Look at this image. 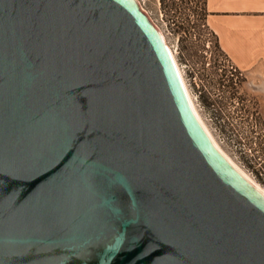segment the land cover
Listing matches in <instances>:
<instances>
[{"label":"water","instance_id":"95a60500","mask_svg":"<svg viewBox=\"0 0 264 264\" xmlns=\"http://www.w3.org/2000/svg\"><path fill=\"white\" fill-rule=\"evenodd\" d=\"M0 264H264V196L136 0H0Z\"/></svg>","mask_w":264,"mask_h":264},{"label":"rangeland","instance_id":"374dc122","mask_svg":"<svg viewBox=\"0 0 264 264\" xmlns=\"http://www.w3.org/2000/svg\"><path fill=\"white\" fill-rule=\"evenodd\" d=\"M170 47L201 120L223 153L264 191V125L244 79L234 85L227 57L203 27L204 0H138ZM163 39V40H164Z\"/></svg>","mask_w":264,"mask_h":264},{"label":"crops","instance_id":"0c3cea01","mask_svg":"<svg viewBox=\"0 0 264 264\" xmlns=\"http://www.w3.org/2000/svg\"><path fill=\"white\" fill-rule=\"evenodd\" d=\"M221 51L243 73L264 125V0H204Z\"/></svg>","mask_w":264,"mask_h":264},{"label":"bare ground","instance_id":"6f19581e","mask_svg":"<svg viewBox=\"0 0 264 264\" xmlns=\"http://www.w3.org/2000/svg\"><path fill=\"white\" fill-rule=\"evenodd\" d=\"M160 33V32H159ZM161 35V34H160ZM162 37V36H161ZM164 38H162V40H163ZM163 41H165V39L163 40ZM165 43V42H164ZM166 45V47H167V49H168V51H169V53H170V55H171V57H172V60H173V62H174V65H175V67H176V70H177V72H178V75H179V77H180V80H181V82H182V85H183V88H184V91H185V93H186V96H187V99H188V102H189V104H190V107H191V109H192V111H193V113H194V115L196 116V118H197V120L199 121V123H200V125L202 126V128L204 129V131L206 132V134L208 135V137L210 138V140H211V142H212V144L214 145V147L222 154V156H224V158L252 185V186H254L263 196H264V191L260 188V187H258L253 181H251L241 170H239L235 165H234V163H232V161L223 153V151L218 147V145L216 144V142L214 141V139L212 138V136H211V134H210V132L208 131V129L206 128V126H205V124L203 123V121L201 120V118H200V116H199V114L197 113V111H196V109H195V107H194V104H193V102H192V100H191V98H190V95H189V93H188V90H187V88H186V85H185V83H184V79H183V77H182V74H181V72H180V70H179V68H178V65H177V63H176V61H175V58H174V55H173V53H172V51H171V49H170V47L167 45V43L165 44Z\"/></svg>","mask_w":264,"mask_h":264},{"label":"built area","instance_id":"2783aa9c","mask_svg":"<svg viewBox=\"0 0 264 264\" xmlns=\"http://www.w3.org/2000/svg\"><path fill=\"white\" fill-rule=\"evenodd\" d=\"M138 5L140 6V3L138 2V0H136ZM141 8V7H140ZM142 10V9H141ZM227 68H228V71H227V74L228 76L231 78V80L233 81V84L236 85L238 83L241 82V80H243V73L238 69L236 68L230 61L229 59L227 58Z\"/></svg>","mask_w":264,"mask_h":264},{"label":"trees","instance_id":"16d2710c","mask_svg":"<svg viewBox=\"0 0 264 264\" xmlns=\"http://www.w3.org/2000/svg\"><path fill=\"white\" fill-rule=\"evenodd\" d=\"M204 13H205V10L203 9ZM206 15V14H205ZM203 27H207L208 26L206 25V21H205V17H204V22L202 24ZM209 29V28H208ZM213 34V33H212ZM214 35V34H213ZM215 36V35H214ZM215 47L221 51L220 47H219V44H218V40H217V37L215 36ZM222 52V51H221ZM223 53V52H222Z\"/></svg>","mask_w":264,"mask_h":264}]
</instances>
